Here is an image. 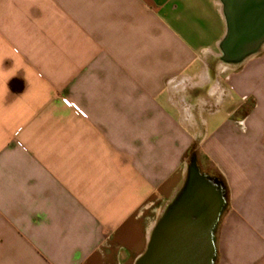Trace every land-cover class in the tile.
Segmentation results:
<instances>
[{"label": "crops", "instance_id": "crops-1", "mask_svg": "<svg viewBox=\"0 0 264 264\" xmlns=\"http://www.w3.org/2000/svg\"><path fill=\"white\" fill-rule=\"evenodd\" d=\"M225 34L219 0H0V264H135L193 160L215 264H264V51Z\"/></svg>", "mask_w": 264, "mask_h": 264}, {"label": "water", "instance_id": "water-1", "mask_svg": "<svg viewBox=\"0 0 264 264\" xmlns=\"http://www.w3.org/2000/svg\"><path fill=\"white\" fill-rule=\"evenodd\" d=\"M226 23L221 59L240 65L264 47V0H219ZM225 209L218 180L193 160L184 189L153 229L135 264H215L214 233Z\"/></svg>", "mask_w": 264, "mask_h": 264}, {"label": "rangeland", "instance_id": "rangeland-1", "mask_svg": "<svg viewBox=\"0 0 264 264\" xmlns=\"http://www.w3.org/2000/svg\"><path fill=\"white\" fill-rule=\"evenodd\" d=\"M262 51H264V47L260 50V52H259L258 54L262 53ZM258 54H257V55H258ZM229 65H234V64H229ZM234 66H235V65H234ZM187 162L189 163V162H190V159H189V161H187ZM219 183H220V182H219ZM220 184H221V183H220ZM221 186H222V188H223L224 202H225V208H226V206H227V204H228V195H226L225 189H224V187H223L222 184H221ZM224 210H225V209H224ZM223 213H224V212H223ZM223 213H222L221 216H220V219H219V222H218L217 228H216L215 233H214V242H215V245H216V242H217V240H218L219 223H220V220H221V217H222ZM242 228H243V230H244L246 233H248V234H250V236L254 237V239H258V238H259V235H258L257 231H256V230H255V229H254L249 223H247V222L244 221V224H243ZM260 238H261V237H260Z\"/></svg>", "mask_w": 264, "mask_h": 264}]
</instances>
